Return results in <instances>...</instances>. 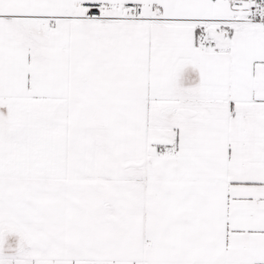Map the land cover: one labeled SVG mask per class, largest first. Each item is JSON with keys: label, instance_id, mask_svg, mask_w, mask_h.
I'll return each mask as SVG.
<instances>
[{"label": "snow or ice", "instance_id": "obj_1", "mask_svg": "<svg viewBox=\"0 0 264 264\" xmlns=\"http://www.w3.org/2000/svg\"><path fill=\"white\" fill-rule=\"evenodd\" d=\"M0 264H264V0H0Z\"/></svg>", "mask_w": 264, "mask_h": 264}]
</instances>
